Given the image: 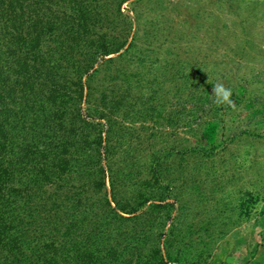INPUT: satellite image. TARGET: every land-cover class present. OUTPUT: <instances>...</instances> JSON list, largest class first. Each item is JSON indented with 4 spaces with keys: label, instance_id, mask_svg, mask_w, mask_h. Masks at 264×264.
<instances>
[{
    "label": "trees",
    "instance_id": "trees-1",
    "mask_svg": "<svg viewBox=\"0 0 264 264\" xmlns=\"http://www.w3.org/2000/svg\"><path fill=\"white\" fill-rule=\"evenodd\" d=\"M178 13L0 0V264H208L234 222L190 169L212 159L223 114L206 61L181 57L196 22ZM194 126L201 143L176 146Z\"/></svg>",
    "mask_w": 264,
    "mask_h": 264
},
{
    "label": "rangeland",
    "instance_id": "rangeland-1",
    "mask_svg": "<svg viewBox=\"0 0 264 264\" xmlns=\"http://www.w3.org/2000/svg\"><path fill=\"white\" fill-rule=\"evenodd\" d=\"M164 2L175 7L179 17L187 18L189 12L196 22L188 31L190 35L180 34L181 57L189 51L197 60L206 61L202 71L211 86L223 82L232 89L234 102L235 97L242 99L232 108L217 106L214 97L212 103L222 107L216 114L223 115L220 123L211 127L218 133L217 141L206 143L215 149L213 157L201 167L196 166L198 157L194 158L190 169L197 189L213 192L219 201H212L207 209L230 213L234 222L228 234L216 242L208 264H264V0ZM185 132L175 135L176 146L201 143L197 126L192 133ZM156 144L161 145V141L156 140ZM249 196L256 198L249 219L238 221L241 203ZM190 206L192 212L203 210L197 204Z\"/></svg>",
    "mask_w": 264,
    "mask_h": 264
},
{
    "label": "clouds",
    "instance_id": "clouds-1",
    "mask_svg": "<svg viewBox=\"0 0 264 264\" xmlns=\"http://www.w3.org/2000/svg\"><path fill=\"white\" fill-rule=\"evenodd\" d=\"M232 95V89L226 87L223 82H217L212 85V96L215 97L214 103L217 106L235 108V102L232 100Z\"/></svg>",
    "mask_w": 264,
    "mask_h": 264
}]
</instances>
